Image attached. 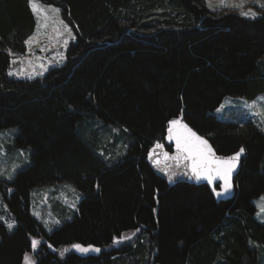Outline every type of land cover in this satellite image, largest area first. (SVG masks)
I'll list each match as a JSON object with an SVG mask.
<instances>
[{
	"label": "trees",
	"instance_id": "1",
	"mask_svg": "<svg viewBox=\"0 0 264 264\" xmlns=\"http://www.w3.org/2000/svg\"><path fill=\"white\" fill-rule=\"evenodd\" d=\"M44 1L62 8L76 39L62 65L30 79L9 75L8 50H27L35 14L29 0H0V131L18 127L12 146L32 148L30 164L0 181L17 222L14 230L0 222V264H22L41 233L52 249H42L37 264H258L264 131L213 112L226 96L264 93V8L252 18L212 10L206 0ZM88 117L124 128L112 137L126 132V153L106 160ZM179 117L218 153L245 148L232 199L217 200L206 183L170 186L150 166L155 143L172 150L167 128ZM60 182L82 197L74 217L47 233L31 212L32 190ZM137 229L136 240L108 248ZM73 243L100 252L61 258L58 249Z\"/></svg>",
	"mask_w": 264,
	"mask_h": 264
},
{
	"label": "rangeland",
	"instance_id": "2",
	"mask_svg": "<svg viewBox=\"0 0 264 264\" xmlns=\"http://www.w3.org/2000/svg\"><path fill=\"white\" fill-rule=\"evenodd\" d=\"M206 3L209 8L215 11H228L235 9L240 13L254 12L256 13L255 17L260 16L262 8H264L259 6L257 0H206ZM261 3H264V0H261ZM36 4L38 12L35 13L38 18V26L32 34V36L35 35V40L32 42L31 46L28 45V49L24 53L11 52L13 53L12 61L15 60L16 63L12 62L10 72L22 73V75H18L20 78H29V74H31L33 78H36L44 75L53 66L62 65L66 60L68 46L76 39L75 30L72 24L64 18L60 6L45 2L44 0H36ZM52 8H59V14L52 12ZM44 16L48 17L47 21L43 19ZM61 20L72 29V35L75 36V39H72L68 34L63 24L60 23ZM65 41H67V43H65ZM41 49L44 50L41 51ZM41 65H43V67H41ZM37 73L42 74L38 75ZM213 113L218 118L224 120L238 122L252 120L262 128L264 127V93L254 99L230 95L226 96L222 104ZM84 124L87 128L88 134L95 136L97 148H99L103 155H106H102L105 159L107 157L106 160H116L126 153L130 139H128L126 132L124 131L123 135L118 137L115 142L113 139L114 137H112V132L115 136H119L124 128L122 129V127L117 124L110 125L111 127L103 125L94 117H88ZM17 132L18 127L16 126L5 128L0 131V169H3L8 173L11 172L15 165H19V167L16 168L17 173L31 162V147L14 148L12 146L14 136ZM120 152L121 154H119ZM21 153H23V155H21ZM262 168L264 170V166ZM1 180L6 181L7 179L0 177V181ZM72 189H75V191H72ZM77 197H79V199H77ZM81 197V191L68 182H60L53 185L34 188L31 194V212L41 222L45 231L50 233L54 228L74 217V213L78 210V203ZM261 197H264V194L255 198L254 203L258 209V219L264 221V211L261 210L264 208V200H261ZM57 221H59V223H56ZM0 222L4 223L6 226L8 223L14 222V227L12 229L7 227L9 230H14L17 226V222L14 220L8 205L4 202L1 188ZM140 234L141 229L125 232L116 238L121 240L120 243L114 242L108 248H118L124 243L136 240ZM124 237L129 238L124 239ZM33 240L38 241L35 249L32 248ZM75 244H80L84 247L92 246L93 248H99L94 245L73 243L60 247L58 249L59 256L65 258L68 254L73 252L80 255L98 253L96 251H78L72 247ZM45 248L52 249V245L47 236L43 233L33 235L30 249L25 253V255L29 257L30 264L38 263L41 250ZM123 259L124 257L122 258V261ZM22 264H26L25 259H23ZM258 264H264V258Z\"/></svg>",
	"mask_w": 264,
	"mask_h": 264
},
{
	"label": "snow or ice",
	"instance_id": "3",
	"mask_svg": "<svg viewBox=\"0 0 264 264\" xmlns=\"http://www.w3.org/2000/svg\"><path fill=\"white\" fill-rule=\"evenodd\" d=\"M257 3L259 4L260 7H264V3H261V0H257ZM29 4L34 12H38L36 0H29ZM51 11L59 14L60 9L52 8ZM241 14L244 16H251L252 18H255L256 16V13L254 12H243ZM43 19L47 21L48 17L44 16ZM60 23L63 24L64 28L67 30L68 34L72 37V39H75V36L72 35V29L69 28L67 24H64L62 20L60 21ZM34 40H35V35L29 37L25 41V44L31 46ZM65 43H67V41H65ZM43 50L44 49H41V51ZM8 54L12 55L10 49L8 50ZM12 62L16 63L15 60H13ZM41 67H43V65H41ZM14 74L22 75V73L9 72V75H14ZM37 74L40 75L42 73H37ZM29 78H33V76L29 74ZM261 131H264V127L261 128ZM167 138L169 141L175 140L177 155L171 158L177 161H179L180 159L190 161V175L196 178L197 180H199L202 176H204L209 181H212L213 175L211 174L212 171L211 165L213 164L222 165V167L215 168V173L219 175V177L223 180L224 182L223 187L221 191H217L216 188L213 187V192L217 197H219L231 191L232 189L231 175L236 167L237 162L239 161L240 156L245 152L244 147H240L239 151H237L233 156L223 159L217 158L215 157L214 150L212 149L208 141L203 137L199 136L186 123H183L182 119H172L169 121ZM163 147H164L163 144L157 142L155 144V147L148 154V158L152 159L153 156L156 154V150L163 149ZM21 155H23V153H21ZM101 155H103V153H101ZM164 155L165 157L168 156L166 152L164 153ZM154 163L159 164V161L156 160L154 161ZM17 167H19V165H15L10 173L6 172L3 169H0V177L6 178L7 180H12L16 173ZM173 178H174V174L169 173V180L171 181ZM72 191H75V189H72ZM77 199H79V197H77ZM261 200H264V197H261ZM261 210L264 211V208H262ZM56 223H59V221H57ZM7 227L9 229H12L14 227V222L8 223ZM128 238L129 237H124V239H128ZM114 242L120 243L121 240L116 239ZM37 244L38 241L33 240L32 248L35 249ZM72 247L81 252L100 251L99 248H93L92 246L84 247L80 244H75ZM24 259L26 264H30L29 257L27 255H25Z\"/></svg>",
	"mask_w": 264,
	"mask_h": 264
},
{
	"label": "water",
	"instance_id": "4",
	"mask_svg": "<svg viewBox=\"0 0 264 264\" xmlns=\"http://www.w3.org/2000/svg\"><path fill=\"white\" fill-rule=\"evenodd\" d=\"M176 119H182L183 123H186L199 136H201L204 139H206L208 141V143L211 145L212 149L214 150L215 157L223 159V158H227V157L233 156L237 152L236 151V152L230 153V154L218 153L216 151L215 147L213 146V144L211 143L210 139L206 135L201 134L200 132H198L184 118L179 117V118H176ZM167 137H168V128H167V133H166V141H167V143L172 145V150L167 149L164 142H159V143L163 144V146H164L163 149H157L156 150V154L153 156L152 159H149L148 156H147V159L149 161L150 166L153 168V170L159 176L164 178L169 183L170 186H173V185H175L176 183H179V182H189V183H197V184L206 183V184H208L210 186L212 192H213V187H215L217 191H221L222 190L224 182L219 177V175H217L215 173V168L222 167V165H218V164L211 165V169H212L211 174L213 175V180L212 181H209L204 176H202L199 180H197L196 178H194L193 176L190 175V161H187V160H184V159H180L179 161H177V160H174V159L171 158V157H174V156L177 155L176 147H175V140L169 141ZM155 144L150 148L149 153L155 147ZM165 152L168 154L167 157H165V155H164ZM245 152L240 156L239 161L237 162L236 167H235V169L232 172V175H231L232 189H231V191H229L228 193L223 194V195H221L219 197H217L215 195V193L213 192V194H214V196L216 197L217 200H228V199H232L235 196V194H236V185H235V183H236L237 177L239 176V174L241 172V168H242V164H243V157L245 155ZM156 160L159 161V164L154 163V161H156ZM169 173L174 174V178L171 181L169 180Z\"/></svg>",
	"mask_w": 264,
	"mask_h": 264
},
{
	"label": "crops",
	"instance_id": "5",
	"mask_svg": "<svg viewBox=\"0 0 264 264\" xmlns=\"http://www.w3.org/2000/svg\"><path fill=\"white\" fill-rule=\"evenodd\" d=\"M34 12V11H33ZM34 14H35V17H36V28H37V26H38V18H37V16H36V13L34 12ZM35 28V29H36ZM34 33V32H33ZM32 36V34L29 36V37H31ZM28 37V38H29ZM27 49H28V45H27ZM12 55H13V53H12ZM14 73H16V72H14ZM15 76H17V77H19L18 75H15Z\"/></svg>",
	"mask_w": 264,
	"mask_h": 264
}]
</instances>
